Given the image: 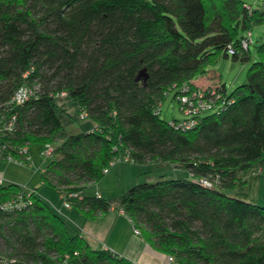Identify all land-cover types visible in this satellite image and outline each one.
<instances>
[{"label": "trees", "instance_id": "1", "mask_svg": "<svg viewBox=\"0 0 264 264\" xmlns=\"http://www.w3.org/2000/svg\"><path fill=\"white\" fill-rule=\"evenodd\" d=\"M260 24L264 8L244 0H0V155L24 157L22 147L50 143L43 185L91 219L115 203L178 264H264V205L254 196L264 174V41L230 93L223 83L193 82L221 51L249 60L253 39L241 43ZM22 84L32 94L18 104ZM184 86L214 87L225 104L176 128L159 107L172 94L180 109ZM65 100L93 128L67 132L58 114ZM124 153L188 177L160 172L114 199L83 191ZM37 189L0 183V264H133L69 231Z\"/></svg>", "mask_w": 264, "mask_h": 264}, {"label": "crops", "instance_id": "2", "mask_svg": "<svg viewBox=\"0 0 264 264\" xmlns=\"http://www.w3.org/2000/svg\"><path fill=\"white\" fill-rule=\"evenodd\" d=\"M244 2L251 8H264V0H244ZM193 82L196 85L211 84V82L203 76L193 79ZM39 144L43 146L42 143ZM38 155L40 157V151ZM29 161L30 163L18 164L0 155V178L2 179V182L8 179V182L6 183H17L16 181L9 180L12 179V175L15 174V172L10 171L13 169L12 165L23 169V166L33 165L30 155ZM135 164L136 163L122 160L113 162L109 167L114 169L108 167V171L105 172L100 180L87 184L83 191L88 194L99 193L102 197L104 196L107 199H114V197L120 196L123 192L120 193L115 191L116 184L114 181L117 180L119 182L120 180H123L124 182L126 181L128 184H131L141 176L143 178H147L148 176L143 175L146 171H141L138 167H134ZM29 181L30 178L26 182L29 183ZM27 183L24 184L28 185ZM25 185H23L25 188L30 189ZM91 188V192H88V189ZM56 190L57 193H59L58 189ZM37 191L46 202H49L50 205H55L54 207L56 211H54L64 218L69 231L72 233L78 232L86 237L92 247L107 246L124 258L130 259L133 264H178L175 260L170 261L164 252L151 246V244L149 245L141 232L138 235L134 234V226L130 219L123 213L119 212L115 203L111 205L104 215L91 219L85 215L84 211L77 209L73 205L66 208L62 203L58 202L59 204H57L54 200L56 198L54 193H51L49 189L46 188L42 193L38 189ZM59 197L61 199L60 193Z\"/></svg>", "mask_w": 264, "mask_h": 264}, {"label": "rangeland", "instance_id": "3", "mask_svg": "<svg viewBox=\"0 0 264 264\" xmlns=\"http://www.w3.org/2000/svg\"><path fill=\"white\" fill-rule=\"evenodd\" d=\"M249 1V0H247ZM251 38L253 39V42L250 43L248 50H250V59L247 61H241V60H235L231 58V55L224 56L223 52L217 53L213 61L207 67L205 68V71L202 73L203 75H199V77L203 76L204 78L208 79L211 83H223L225 84V87L227 89V92L230 93L234 87L237 85H240L246 81V75H247V69L251 65L252 62L255 61V59L258 58L256 54L255 46L259 44L260 42L264 41V24L260 25H253V28L251 30ZM197 77V78H199ZM66 101V100H65ZM63 101V102H65ZM62 101H60L61 103ZM62 107H65V105L70 106L66 109L67 111L61 110L58 114H60V119L62 124L65 127V130L67 132H77V131H89L91 128H93V121L88 117H84L82 113L79 112L78 108L74 107L72 105V102L66 101L65 104L61 103ZM160 114L159 117L165 121L171 120V119H177L179 120L182 118L183 114L181 110L179 109V103L176 99L172 98V94L166 96V99L160 104ZM65 111L64 113H62ZM29 149V155L31 157V160L33 162L32 166H23V169L20 167H16L15 165H12L13 169L10 171L15 172L14 175H12V179L16 181L18 184H21L22 186L25 185L24 183H27L28 179L30 178L28 185H25L28 188L32 187H38V190L42 193L46 188L51 191V193H54L55 195V202L57 204L62 203V200L59 197V193H57V190L55 187L46 184L43 185L40 183V175L45 169L46 165L51 161V157H45V159H42L39 157V151L42 145H40L38 142H33V144L28 145ZM134 167H138L141 169V171H147L150 170L147 173H150V176H147V178H143L142 176L138 178L135 182H132L131 184H128V182H124L123 180H120L119 182L116 180L114 183L115 191L117 192H123L131 187L132 185L136 184V182H141L147 179L157 180L158 173H163V175L167 178L174 177V178H181V177H188V173L183 168H176L174 166H171L170 164H163L159 165L158 167L153 165H146V164H135ZM20 168V169H19ZM112 168V167H109ZM114 169V168H112ZM111 169V170H112ZM260 171H252V173L259 174ZM145 175V174H144ZM4 182H8V179L4 180ZM255 189H254V196L256 198V201L258 204L264 205V174L262 173L260 177H258L256 183H255ZM91 189H88V192H91ZM56 191V192H55ZM59 202V203H58ZM49 204V202H48ZM50 205V204H49ZM55 205H51L53 209L55 210ZM56 211V210H55Z\"/></svg>", "mask_w": 264, "mask_h": 264}, {"label": "built area", "instance_id": "4", "mask_svg": "<svg viewBox=\"0 0 264 264\" xmlns=\"http://www.w3.org/2000/svg\"><path fill=\"white\" fill-rule=\"evenodd\" d=\"M251 33L250 31L246 32V36L243 37L242 40V47H246L248 43L252 41L250 38ZM233 50H231L232 52ZM14 101L18 104L21 102H24L30 95L32 94V89L28 88L25 85H20L19 88L16 89L14 92ZM180 101V109L183 114L182 118L176 121V128H182V129H187L190 128L191 126L197 124L200 119L199 116L204 113V112H212L213 110H219L223 108L224 106V100H222L221 96L216 92L215 88H208V87H198V88H193L191 86H184L182 88V92L177 94V97ZM11 125L10 123L8 125H5V128L10 129ZM3 146H0V154L2 152ZM20 150V154H23L24 157H16L10 154H7L3 156L4 158H7L8 160H12L18 164L22 163H30L29 161V155L28 152L29 150L26 147H22ZM54 148L52 145L48 142L44 143L41 150H40V157L42 159H45V157H51L53 154ZM122 160V161H128L131 162L132 159L128 154L124 153L123 155L118 156L117 158L113 159V161L110 162V165L113 164V162ZM104 172L108 171V168L105 167L103 168ZM2 182V179L0 178V183ZM201 183L204 185H210V182L208 180L201 179ZM22 189L25 191H30V189L25 188L22 186ZM61 195L62 199V204L64 207L68 208L72 204L66 199V195L64 193L59 192ZM98 194V193H97ZM15 201H5L2 203L1 207L4 208H9L15 206ZM120 213H125L123 212V209H119ZM134 234H139L140 230L139 228L134 227L133 228ZM103 248H109L107 246H102ZM170 261H173V257L169 256L168 257Z\"/></svg>", "mask_w": 264, "mask_h": 264}, {"label": "water", "instance_id": "5", "mask_svg": "<svg viewBox=\"0 0 264 264\" xmlns=\"http://www.w3.org/2000/svg\"><path fill=\"white\" fill-rule=\"evenodd\" d=\"M141 74H142V71L140 73H138L137 78H136L137 80L140 79Z\"/></svg>", "mask_w": 264, "mask_h": 264}]
</instances>
